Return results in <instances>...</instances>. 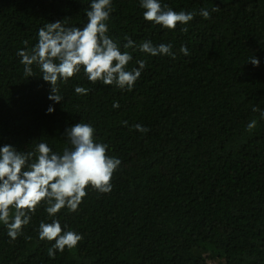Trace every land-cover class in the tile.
I'll list each match as a JSON object with an SVG mask.
<instances>
[{
	"label": "trees",
	"instance_id": "1",
	"mask_svg": "<svg viewBox=\"0 0 264 264\" xmlns=\"http://www.w3.org/2000/svg\"><path fill=\"white\" fill-rule=\"evenodd\" d=\"M160 2L197 15L167 30L144 20L139 0H113L109 35L133 56L127 69L146 61L132 91L92 84L81 70L58 82L64 99L54 103L36 65L24 75L17 51L48 22L82 26L90 0H0V147L44 142L61 153L65 130L83 122L122 162L110 193L89 186L78 211L57 214L62 229L83 235L75 250L47 255L54 241L38 238L39 223L51 222L41 205L15 241L0 223V264H264V120L252 111H264V0ZM125 36L133 48H123ZM146 40L170 43L175 59L141 53ZM76 85L89 93L75 94Z\"/></svg>",
	"mask_w": 264,
	"mask_h": 264
},
{
	"label": "clouds",
	"instance_id": "2",
	"mask_svg": "<svg viewBox=\"0 0 264 264\" xmlns=\"http://www.w3.org/2000/svg\"><path fill=\"white\" fill-rule=\"evenodd\" d=\"M144 9L145 21L153 22L167 30H175L177 25H187L197 15L196 12H176L160 0H139ZM114 11L113 0H90L85 9L86 22L82 26L68 25L64 20L48 22L38 29V42L27 50L17 51L20 64L24 66V75L33 77V65L41 72L40 78L50 85L48 99L61 103L58 82L67 83L83 70L85 78L92 84L97 82L111 85L122 91H132L146 67L145 60H137L138 67L127 69L133 60L128 51H121L117 40L109 35L108 22ZM217 11L216 8L211 10ZM204 19H210L211 12L201 8L198 13ZM181 31L187 32V27ZM123 48H133L134 41L125 36ZM141 53L150 56L166 55L175 59L172 45H154L151 40L142 41L138 46ZM179 51L188 56L186 45ZM253 66L259 67L256 56L249 58ZM90 89L76 85L77 95H87ZM114 102L113 107L119 108ZM51 105L47 113H53ZM264 120V111L253 107ZM127 126V121L123 122ZM256 119L251 120L246 131L251 133L257 126ZM137 131L147 133L149 129L136 124ZM95 128L91 123L78 122L65 130L70 147L61 153L54 152L46 143H38L31 151H18L11 144L0 147V223L7 229L10 241L24 235L23 229L31 222L38 207L44 206L51 222L39 223L38 238L53 242L47 249V255L55 258L57 252L75 250L83 240V235L73 230L62 229L57 214L66 208L68 212L78 211V206L88 194L86 188L101 194L112 191V178L121 165V160L107 154L109 146L97 142ZM67 226H65L66 228ZM30 240V236H25Z\"/></svg>",
	"mask_w": 264,
	"mask_h": 264
}]
</instances>
